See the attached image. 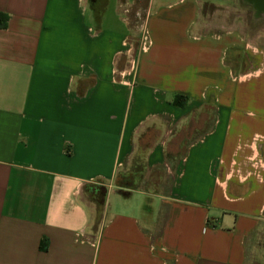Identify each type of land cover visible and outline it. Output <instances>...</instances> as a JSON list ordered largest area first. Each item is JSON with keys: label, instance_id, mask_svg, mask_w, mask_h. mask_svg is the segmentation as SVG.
I'll list each match as a JSON object with an SVG mask.
<instances>
[{"label": "crops", "instance_id": "obj_1", "mask_svg": "<svg viewBox=\"0 0 264 264\" xmlns=\"http://www.w3.org/2000/svg\"><path fill=\"white\" fill-rule=\"evenodd\" d=\"M188 1L0 0V264H259L264 51ZM205 106L173 171L171 134ZM140 148L167 195L117 193ZM89 185L110 191L97 228Z\"/></svg>", "mask_w": 264, "mask_h": 264}, {"label": "rangeland", "instance_id": "obj_2", "mask_svg": "<svg viewBox=\"0 0 264 264\" xmlns=\"http://www.w3.org/2000/svg\"><path fill=\"white\" fill-rule=\"evenodd\" d=\"M177 1L179 0H163V3L167 5L168 3H175ZM143 2H145V0H143ZM188 2L190 8L193 4L197 5V2H200L201 12L198 19L203 31L224 34L225 31L236 30L239 34L243 35L244 39H246L245 41H247L246 43L264 51V21L255 22L252 17V9L248 5L242 3L241 0H189ZM133 44L138 48L141 44L140 39L137 41L135 40ZM212 116L213 108L211 106H205L194 111V118L191 124L173 130L171 138L167 143V154L170 153L174 156L181 155L186 147L207 129L210 123L209 118ZM205 122L207 124H205ZM155 135L153 134V136L149 137V143L146 145L143 144V148H149L155 139H162L163 137V133ZM165 169L166 168L156 169L157 171L154 170L147 174L145 184H143L139 190L146 191L147 187L150 189L147 192L158 193L163 196L167 195L172 175L170 173L166 174ZM166 214L167 208L164 207L158 224L151 233L154 235L157 234V231L165 220ZM262 245L263 246L254 249L252 246L250 247L253 253L252 261H258L259 264H264V242Z\"/></svg>", "mask_w": 264, "mask_h": 264}, {"label": "trees", "instance_id": "obj_3", "mask_svg": "<svg viewBox=\"0 0 264 264\" xmlns=\"http://www.w3.org/2000/svg\"><path fill=\"white\" fill-rule=\"evenodd\" d=\"M176 105L180 107H185L186 102L184 103L176 102ZM185 151L181 155H177V156H174L173 154L170 153L166 154V161L169 165L172 166L173 171H175L178 159H180L185 155ZM145 155L146 152L142 150V148H140L139 152L133 158L131 168L128 171L120 172L117 175L116 186L119 188L117 193L120 196H122V198L125 200H129L132 197L133 192L139 190L141 186L145 184V179L147 176V169L144 160ZM149 190L150 189L146 187V191ZM86 192L88 194L89 199L93 203H95L97 207V216H96V224H95V228H97L102 221V217L104 213V203L107 197L109 196L110 191L105 186L89 185L86 187Z\"/></svg>", "mask_w": 264, "mask_h": 264}, {"label": "water", "instance_id": "obj_4", "mask_svg": "<svg viewBox=\"0 0 264 264\" xmlns=\"http://www.w3.org/2000/svg\"><path fill=\"white\" fill-rule=\"evenodd\" d=\"M252 9V17L255 22L264 21V0H241Z\"/></svg>", "mask_w": 264, "mask_h": 264}, {"label": "built area", "instance_id": "obj_5", "mask_svg": "<svg viewBox=\"0 0 264 264\" xmlns=\"http://www.w3.org/2000/svg\"><path fill=\"white\" fill-rule=\"evenodd\" d=\"M149 45H150V40H149V38H148V35L145 34V35L143 36V40H142V49H146V48H148Z\"/></svg>", "mask_w": 264, "mask_h": 264}, {"label": "flooded vegetation", "instance_id": "obj_6", "mask_svg": "<svg viewBox=\"0 0 264 264\" xmlns=\"http://www.w3.org/2000/svg\"><path fill=\"white\" fill-rule=\"evenodd\" d=\"M242 2V1H241ZM243 3V2H242ZM204 5H207V4H204Z\"/></svg>", "mask_w": 264, "mask_h": 264}]
</instances>
